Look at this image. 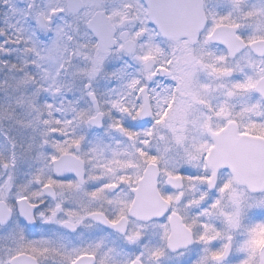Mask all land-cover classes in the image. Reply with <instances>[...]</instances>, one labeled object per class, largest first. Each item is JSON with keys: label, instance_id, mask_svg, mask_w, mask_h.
Wrapping results in <instances>:
<instances>
[{"label": "snow or ice", "instance_id": "snow-or-ice-1", "mask_svg": "<svg viewBox=\"0 0 264 264\" xmlns=\"http://www.w3.org/2000/svg\"><path fill=\"white\" fill-rule=\"evenodd\" d=\"M0 264H264V0H0Z\"/></svg>", "mask_w": 264, "mask_h": 264}]
</instances>
